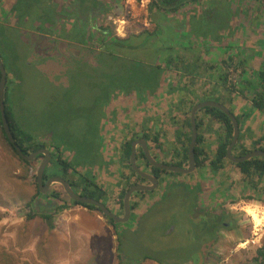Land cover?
Masks as SVG:
<instances>
[{"label":"rangeland","instance_id":"1","mask_svg":"<svg viewBox=\"0 0 264 264\" xmlns=\"http://www.w3.org/2000/svg\"><path fill=\"white\" fill-rule=\"evenodd\" d=\"M32 1L34 4L37 3L36 0ZM44 1L54 7L52 22L51 12L48 10L46 12L50 17L48 22H43L41 15H36L33 20L31 13H28L26 15L29 19L26 24L13 30L14 41H11L10 50L15 49V53L12 55L10 71L13 75L12 80H17L16 107L20 114L23 113L24 118L20 127L25 133L31 134L34 141H46V145L53 146L54 151L57 149L53 141H56L63 157L75 163V169L79 172L86 173L91 170L99 188L106 191L103 186L105 180L103 177L99 179V170L106 169L105 161L110 158L115 160L111 162L108 173L115 181H119L120 175L123 177L125 173H128V176L133 175L131 178L136 177L134 173L128 172L130 170L128 161L123 160L119 164L124 171L116 167L117 170L113 169L118 157L121 156L119 148L125 140H128L125 135L129 130L133 132L141 129V126L145 129L148 119L167 125L169 117L165 114V119H162L159 113L161 105L157 95L162 90L161 84L165 83L169 73H164L157 66H137L134 63L137 59L133 57L134 52L126 51L128 60H125L124 65L120 64L119 60L117 62L112 61L111 58L108 60V67L119 71L118 74L113 72L109 75V71L104 69L106 64L102 63L105 59L101 60V51L98 52V47H91L96 44V41H100L99 34L91 35L89 28L108 26L117 35V29L121 30L122 25L119 24L120 19H123L122 17L132 6L135 20L145 17L141 7L147 1L105 0L112 5L109 7L106 4L104 9L107 7L111 9L103 16H98V20L97 16L85 19L68 0H38L40 3ZM150 2L148 0L149 6ZM7 3H9L7 0H0V8ZM232 6L236 7L237 13L231 9ZM231 8L229 6V9L223 12V19H227L226 23H222L223 29L226 30L223 39L233 37L235 31L237 33L242 31L243 24L244 29L247 28L244 31H247L249 35L242 45L245 52L242 56L245 58L246 53H254L253 47L257 42L261 46L264 44V0H232ZM152 13L150 12L149 16H153ZM42 23L43 27H40ZM137 23L139 24V22H130V25L126 27V33L122 36L126 37L152 28L151 22L148 28H142ZM250 31L252 32L249 34ZM216 34L221 36L219 33ZM216 34H210V37L213 38ZM81 39L85 45L80 46ZM27 46L33 47L36 51L28 50ZM73 49H78L79 53L77 54ZM135 51L147 59L152 58L156 50L152 45H148ZM259 52L264 54L263 46ZM40 55L43 57V63L34 65L32 62ZM240 57L234 65L240 62L242 59ZM234 69L228 71L232 81L236 80L239 74V71ZM159 70L163 73L160 78ZM167 70L166 66L164 71ZM127 71L132 72L131 76ZM240 71L243 73L244 69ZM225 72L223 71L222 74ZM150 78L156 79L157 82L149 81ZM171 85L174 86V82ZM176 128L178 129V126ZM178 134L174 133L175 137L171 140L173 143H176ZM166 140L170 141V138ZM3 143L5 140L0 136V264L4 262L10 264H126L124 263L126 260L122 262L118 257L115 237V229L119 230L118 228L125 232L137 228V236L128 234L126 237L125 246L132 247L130 254L133 255L141 253V246L148 247L150 255L156 254L154 249L169 247L178 249L185 255H197L203 252L200 254L203 260L199 261V257L197 264L200 262L201 264H254L255 248L251 245H240L242 241L234 246L235 242L231 243V239H228L227 245L232 244L229 248L220 244L212 252H206L215 240L220 239L216 233L221 232L219 230L222 229L223 233H226V238H230L231 233L226 223L233 219L230 217L231 219L224 221L222 216L215 217L214 214L217 213L219 206L202 209L203 212L193 208V191H190V194L188 191H180L181 195L176 197L169 195L167 190L166 194L163 193L166 201L162 209L157 207L155 213L144 214L140 224L134 220L138 219L135 217L129 223H121L118 228H114L110 221L98 211H96L98 213H81L80 211L76 214L66 210L62 213L64 209L55 208L57 201L54 197H44L46 200L42 207H38L39 200H35L32 207V211L36 212L54 209L53 226L50 227L41 216L27 219L28 209L25 208V204L37 190L32 183V180L34 182L32 173L35 170L31 173L30 167L24 165L12 153L9 146ZM84 151L85 154H82ZM89 151L90 155H86ZM123 172L124 174H121ZM73 173H69L70 176H73ZM175 188L176 192L180 190L178 187ZM55 189L58 190L59 187ZM64 197H68L66 192ZM148 198L147 195L146 199ZM115 199L116 195L110 197L106 192L108 206L116 204ZM51 201L55 203L52 205ZM245 202L247 206L260 211L262 222L257 226L264 229L262 209L253 206V201ZM147 208L148 204L142 211H146ZM165 208H170L176 214L177 220L165 219L167 218L164 214ZM193 211H198L197 217L203 220L204 225L199 223L197 226L194 225ZM225 213L226 209L222 214ZM156 214H159L162 224L156 223L151 228L150 234L142 235L147 229L145 226L149 224V227L155 223L152 220ZM238 216L248 223L240 232L246 235L243 231L249 230L251 233L255 223L250 214L239 211ZM212 217L215 218L212 219ZM170 221L172 223L168 226ZM216 221L223 222L220 225ZM212 225L215 226V231ZM172 227L175 228V232L169 234ZM199 229H204L205 232L199 233ZM2 248H4L3 252ZM140 264L160 263L148 259ZM182 264L196 263L188 261Z\"/></svg>","mask_w":264,"mask_h":264},{"label":"crops","instance_id":"2","mask_svg":"<svg viewBox=\"0 0 264 264\" xmlns=\"http://www.w3.org/2000/svg\"><path fill=\"white\" fill-rule=\"evenodd\" d=\"M7 1L9 3L0 8L1 25L8 28L12 27V30L22 27L29 19L26 15L28 13H31L32 19L35 20L37 13L35 8L30 12L24 10V16L18 20L16 15L13 16L10 14V8L13 9L18 0ZM146 1V3L144 2L145 4H142L141 11L143 10L145 16L149 18L151 16H149L150 6L148 0ZM231 1L232 0L192 1L181 7V9L174 14L165 13L162 10H151V12H153V16L150 17L152 28L149 30H154L155 28L159 29L161 27L163 28L162 30L167 28V32L162 36L154 38V41L159 38L163 41V44H160L161 46H156L158 47L157 50H159V57H157L156 63L162 65L164 61H166L168 54L178 59V62H176V60L174 62L175 67L173 66V69L169 67L170 69L165 72L167 74L169 73V75L165 83L163 82V84H161L163 88L157 95L160 101L159 105H161L159 113H161L162 119H165L166 114L169 120L167 125H165L163 122L151 121L148 119L145 129L141 126V129H136L133 132L129 130L125 136L126 139L134 138V140H136L138 138H144L142 135L143 131L152 130V133L157 132L163 144L161 150L153 148V151L157 159L162 162H174L176 160V148L180 149L183 147L182 139L184 140V135L190 131L186 125V120L188 113L192 110L191 107L197 102L205 100H215L219 102L224 100L228 93H225L223 87L218 83L220 81V75L223 73L221 64H223L222 62L224 59L234 54H237L239 57L241 56L240 58L242 59L240 61L244 69L243 75H241L240 69L238 70L240 75L238 74L237 77V79L242 81L239 88L243 91L234 93V101L232 103L234 114L238 115L240 119L242 143L251 149L255 146V141L264 136V112L254 107L251 101L254 94L251 85L253 82L254 86L255 84L258 85L256 81L258 77L257 74L264 64V54L259 52L262 46L264 47V44L261 46V44L257 42L253 47L254 53H246L244 56L245 58H243L242 54L245 52H243L242 48L244 47H242V45L249 36L248 32L244 31L247 28L244 29L243 24L241 27L242 31H238V33L235 31L233 37H225L223 39V34H226V30L223 29L222 23L227 20L223 19V12L229 9V6L231 8ZM105 3L109 7L112 5L110 2ZM109 7H107V11L111 9ZM231 9L236 12L235 6H232ZM41 14L42 12H39V16ZM208 20L210 21L208 22ZM42 21L46 22L43 19ZM44 25L47 26L46 24ZM40 26L43 27V23ZM204 32L209 34L219 33L221 36L216 34L215 37L211 38L210 35L204 36ZM251 32L252 31H250L249 34ZM254 33L257 34V32ZM11 41H14L13 36H10L9 40L0 38V45H3L4 50L0 52V55H5V61H8L15 53V49L10 50V46L12 45ZM27 47L28 50L36 51L33 47ZM145 62L147 63V61ZM167 62H169L168 59ZM32 63H34V65L43 63L42 55H40L38 59L36 58ZM178 63L187 68L189 67V71L185 73L184 71L176 69ZM172 82H174V86L171 85ZM200 118L203 121L200 133L204 137V144L205 148L208 150L209 161L189 174L171 172L160 173L159 186L154 191H145L144 193L133 195L132 203H135V207L132 210L131 217L135 216L138 218L150 212V208L155 204H159L160 199L163 197V193H166L167 190L170 193L169 195H175L176 197L181 195L180 191H188V194L191 193L190 191H193V208L195 207L196 210L199 209L201 211L202 209L206 210L219 206L216 210L217 213L214 214L215 217L219 215L222 216L223 219H229L230 217L233 219V224L231 223L229 227L227 226L231 233L230 238H226V233H223L222 229L219 230L221 232H217V234L220 239L215 240L216 243L214 242L206 251L212 252V250L220 244L228 248L230 245L232 246V244L227 245L228 239H231V243L235 242L234 246H236L239 241L243 243L252 237V231L251 233L249 230L243 231L246 235L240 232L242 231V227L246 228L248 223L243 220V218H239L238 212L242 211L247 213L244 210V207L247 206L245 201L250 200L253 201V206L261 208L264 213V177L259 180L254 177L250 179L239 167L229 160L224 161L222 168L213 171L210 166V160L215 156L217 147L224 137V126L221 122L212 119L208 114L201 113ZM177 126L179 130L176 128ZM127 127L128 125L126 124V128ZM176 132L183 137L180 141L177 137L176 143H173L171 140L174 139V133L176 134ZM166 138H170V141H167ZM261 145H264V139ZM47 147L51 148L52 152H54L51 146L47 145ZM141 148L142 147L138 145L137 152H139ZM119 151H121V147ZM113 160L115 159L110 158L105 161L106 169L100 168L99 179L103 177L105 180L103 186L106 192H108V195L110 197L111 195H116V199L119 200V198L121 199L123 197L125 190H127L131 184L143 182L144 180H141L136 173L134 174L136 177L131 178L133 175L128 176V173L124 174L123 172L121 174H124V176L122 177V175H120L119 181H115L108 173V169L111 168L110 166ZM139 160L142 161L141 163L137 161L142 169L149 173H153L152 168H147V162L143 158H139ZM121 161V157H118L113 168L114 170H117L116 168L120 170L121 166L119 164H121ZM129 169L128 172L133 174L130 166ZM121 170L124 171L122 168ZM131 179L134 181L131 182ZM175 187H178L180 190L176 192ZM147 195L150 200L146 199ZM146 204H148V208L146 211H142ZM112 206H114L113 209L117 212L121 214L124 213L122 204L121 206L112 204ZM224 209H226V213L222 214ZM66 210L76 212V214L80 211H82L81 213L99 212L79 204L67 207L64 209L63 213H65ZM197 212L193 214L195 215L193 218L196 224L202 222V219L197 217ZM134 220L137 222V219ZM129 222H131V220ZM114 227L116 228V226ZM198 231L202 233L203 230L200 229ZM173 232H175V228H172L168 233L172 234ZM263 237L264 232L262 235L260 234V239L263 240ZM251 247L255 248V250L257 248L253 245H251ZM202 253L203 252L197 254L198 258Z\"/></svg>","mask_w":264,"mask_h":264},{"label":"trees","instance_id":"3","mask_svg":"<svg viewBox=\"0 0 264 264\" xmlns=\"http://www.w3.org/2000/svg\"><path fill=\"white\" fill-rule=\"evenodd\" d=\"M69 3L72 4V6L75 7L76 11L78 10L79 14L85 17V19H90V18H94V17H98V16H103L104 13L107 12V9H104L106 6V3L104 0H68ZM137 1H142V0H137ZM150 12L152 9H156V10H162L164 12L167 13H171V12H177L179 9H181V7L187 5V3H190L192 1L196 2L197 0H150ZM36 4H34V1L32 0H18L15 3V6L13 9L10 8V14L11 15H16L17 19L19 20V18H21L22 16H24L25 11H32L36 10V15H39V12H42L41 14V19H43L44 21L48 22L50 17L49 15L46 13L47 10L49 12H51V22H52V14H54V7L52 4L48 5L47 1H44L42 3L38 2V0H36ZM25 10V11H24ZM39 11V12H38ZM213 19V18H212ZM86 20V21H87ZM85 21V23H86ZM214 22V20H213ZM41 27V26H40ZM12 27L8 28L5 27L4 25L0 24V38H2L3 40H9L10 36H13V30L11 29ZM163 28H155L154 30H149L146 29L143 32H138V33H133L127 37H123V36H119L118 34H114L111 30V27H104V26H99L97 28H89V30L92 32L91 35L96 36V34H99V39L100 41H94L96 44L92 45L91 47H98V52L101 51V60H104L102 63L105 66V70L109 71V75L112 74L113 72L115 74H118L119 71L116 69L114 70L113 68L110 69L108 67L109 65V59L111 58L112 61L117 62L118 60L120 61V64L124 65L125 60H128V58H126V51H133V57L137 58L135 59V62L137 64V66L139 65H152V66H157L160 68V70H162L164 73L166 71H164V68L167 69H173V66L175 67V60L176 62H178L177 57L174 58V56L168 54V56L166 57V61H164V63L162 65L157 64L156 60L157 57H159V50H157L158 47L156 46H161L160 44H163V41L161 40V38H159L158 40L154 38L155 37H160L162 36L165 32H167V28L162 30ZM211 34V33H210ZM207 32H204V36H208L210 35ZM110 37V38H109ZM80 46L85 45V43L82 42V39L80 40ZM148 45H152V47L156 50L155 51V55L152 56V58H143L140 56V54L136 53L135 50L138 49H142V47H147ZM89 46V45H88ZM4 51L3 50V45H0V52ZM2 55V54H1ZM5 56V55H4ZM2 55L4 64L6 66L7 69V79L8 82L6 84V113H7V117L8 120L10 121V125H11V129L12 132L14 134V137L16 139V142L21 146V148L23 149L25 154H29L31 152H34L40 148H45L47 147L46 145V141H39L36 142L34 141L35 139H33V136L31 134H27L24 132V130L20 127L22 125V122L24 120L22 114H20L17 110L16 107V84H17V80H12V72L10 71V65H12V56H8L10 57L9 60L5 61V58ZM239 56L237 54H234L232 56H229L227 59L223 60V71H226L224 74L220 75V81L218 82L219 85H221L223 87V89L225 90V93H228L226 95V97L224 98V100L221 102L223 104H225L226 106H228L230 108V110L234 112V109L232 107V103L234 101V93L237 92H242L243 90H241L239 88V85L242 83V81L240 79H236L234 81H232L229 78L228 75V71L229 70H239V69H243L242 68V63L241 61L237 64L234 65L237 60L236 58H238ZM167 59L169 62H167ZM147 61V63L145 61ZM153 60H155V62H153ZM176 69H178L179 71H184L185 73H187L189 71V67L187 68L184 65H176ZM170 67V68H169ZM234 67V68H233ZM159 70L158 72V77L160 78L161 75L163 73H161ZM129 73V75L131 76L130 73H132L131 71H127ZM192 72V71H191ZM240 75V74H239ZM241 75H243L241 73ZM257 84H255V86L251 85V87H253L254 90V94L252 96V103L254 105V107H256L258 110L264 112V64L261 66L260 70L258 71L257 74ZM157 77V79H159ZM241 77V76H240ZM239 77V78H240ZM0 78H1V72H0ZM149 78V77H148ZM149 81H153V82H157L156 79H149ZM134 81H132L133 83ZM108 84V83H107ZM208 99V98H207ZM11 101H12V105H11ZM199 103V102H197ZM196 103V104H197ZM196 104H194L192 107H194ZM191 107V109H192ZM191 111L188 113V117L186 120V125L189 128V133H187L186 135H184V140L182 139V135H178V139L179 141L182 139L183 142V147L180 148L179 150L176 149V160L174 161L175 164H178L180 166H188V150H189V143L191 140V136H192V129H191V119H190V115H191ZM27 113V112H24ZM201 113H205L210 115V117L212 119H215L216 121H219L223 124L224 126V137L222 138L220 144L217 147V151L215 156L210 160V166L212 168L213 171H217L220 168L223 167V163L226 160H229L227 158V148L232 140L233 137V125L231 122V119L228 117L227 114H225L223 111H221L220 109L216 108V107H205L202 108L198 111L197 113V127H198V139H197V144L195 147V158H196V164L197 167H201L203 165H205L208 161V150L205 148V144H204V137L203 135L200 133L201 130V126L203 124L202 119L200 118V114ZM236 115V114H235ZM239 122V116L236 115ZM44 133V132H43ZM142 135L144 136V138L148 141V144L150 146V149L152 151V154H154L155 152L153 151V148H157L160 149L162 148V142L159 138V135L157 133H153L152 134V130H147V131H143ZM0 136L5 140V143L9 146L10 150L12 151V153L21 160V162L26 165L27 167H30L31 173L34 171V173H32L33 177H34V182L32 180V183L35 185V187L37 188L35 194L28 200V202L25 204V208L28 209V215H27V219H32L36 216H41L46 222L47 224L51 227L54 225L53 222V216L55 212H50L46 211H32V207L34 204V201L39 199V197H41V192L38 188V183H37V170L38 167L40 165L41 160L43 159V155H39L37 158H35L33 161H28L25 160L23 158H21L19 156V154L16 151L15 146L9 141L6 132L4 130L3 127V123H2V119H1V112H0ZM264 139V136L261 137L260 139H257L255 141V146L253 148H249L247 146H245L242 143V136H241V129H240V137L237 141L236 146L234 147V154L237 156H241V155H245L247 152H249L252 149H264V145H261L262 140ZM134 141L133 139H128L127 141H125L121 147V159L122 161H128L129 162V166L131 167L133 173L135 174L136 172L134 171V169L131 166V162H130V156H131V152H132V142ZM54 146H56V151H54L53 149V154H52V160L50 162V168H48L46 170V174H45V178L47 179L50 176H55L56 174H60L62 176H64V178L68 179L69 182L72 184V186L74 187V189L78 192H80L81 194H85V195H89L92 196L98 200L103 201L105 204L106 203V191H104L102 188H99L98 184L95 182V176L94 173L90 170V171H86V173L84 172H79L76 168L75 163L69 161L68 159H65L63 157L62 151L60 150L59 144L57 145V142L53 141ZM187 143V144H186ZM53 148V146H51ZM82 154H85V151L82 152ZM86 155H90V151L86 153ZM156 157V155H155ZM139 158H143L146 162L148 167L152 168L153 173L158 175L160 173L163 172H171V171H167V170H162L159 169L157 167L152 166L146 156L145 153L143 151V149L141 148L140 151L137 154V160H139ZM157 158V157H156ZM230 161V160H229ZM232 162V161H230ZM234 163V162H232ZM74 164V165H73ZM237 167H239L241 169V171L250 179H252L253 177L257 180L262 179L264 177V158H252L240 163H234ZM53 166V167H52ZM51 167L53 168V171L51 170ZM77 173V174H72L73 176H70L69 173ZM171 173H177V172H171ZM137 174V173H136ZM180 174V173H178ZM75 176V177H74ZM141 180H143L141 178ZM58 187H60L61 190H63V187L58 185ZM264 191V190H263ZM137 193H144V192H137ZM166 194V193H165ZM52 197L55 198H62L61 196V192L56 191L54 192L52 195ZM164 196V195H163ZM44 197H48V196H44ZM166 201L165 197L162 199H160V202L158 205H153L150 208V212H148L147 214L150 213H155V208H159L162 209L164 202ZM72 202L74 203H78V204H82L79 202H76L74 200H72ZM163 203V204H161ZM84 207L90 208V209H94V210H98L101 212V210L95 206V205H90V204H82ZM38 207H42L43 205L40 204V201H38L37 203ZM57 206V205H56ZM67 205L66 203L60 204L57 206V209L60 208H65ZM165 206V205H164ZM132 207H135V203H132ZM42 210V209H41ZM203 212V210H201ZM102 213V212H101ZM207 213V212H206ZM103 214V213H102ZM146 214V215H147ZM164 214L167 218L165 219H172V220H177V216L175 213H173L172 210H170V208H165L164 209ZM193 214H195V211H193L192 213V217ZM104 215V214H103ZM157 215V216H156ZM153 217V220L155 223L151 224L149 227L148 225L145 226V228H147L144 233L142 235H148L151 233V228L153 226L156 225V223H161L162 219L159 217V214H156ZM113 226H116V228L118 227V225H120V223L116 222L113 218H110L106 215H104ZM145 216V215H141L140 218L138 217L137 222L139 223L141 218ZM131 217L130 220H132ZM214 217H212L213 219ZM206 219V218H205ZM129 220V221H130ZM157 220V221H156ZM224 221H226V219H223ZM129 221L127 223H129ZM194 225L197 226L195 219H192ZM230 222H227L226 225L229 227L231 224V220H229ZM218 222V221H216ZM223 221L218 222L220 225L222 224ZM172 222L170 221V223L168 224V226H170ZM140 224V223H139ZM200 225H204L205 223L203 222H199ZM167 228V227H166ZM174 228V227H172ZM213 230L215 231V226L212 225ZM211 229V228H210ZM200 230V229H199ZM202 233L205 232L204 229H202ZM212 230V229H211ZM137 228L131 230L130 232H125L123 230H117L115 231L116 234V238H117V248H118V252H119V258L122 262H125L126 264H140L142 263L144 260H148V259H153L155 261H157L160 264H182V263H187L188 261H192V263H196L197 264V260L199 259L197 255L194 254H190V255H185L182 254L181 252L178 251V249H170L169 247H165V248H161V249H154V251H156V254H151L149 253L150 249L146 246H141L140 250L141 253L139 255H133L130 254L132 247L130 248V245L126 248L125 244H126V237L128 234H134L135 236H137L136 234ZM217 233V232H216ZM208 240V239H207ZM206 240V241H207ZM124 246V247H123ZM1 251H4V248L1 249ZM158 251V252H157ZM256 254L253 257V263L254 264H264V237L262 240V245L258 248H256L255 250ZM197 258V259H196ZM196 259V260H195ZM194 260L196 262H194ZM4 264H10L9 262H4Z\"/></svg>","mask_w":264,"mask_h":264},{"label":"water","instance_id":"4","mask_svg":"<svg viewBox=\"0 0 264 264\" xmlns=\"http://www.w3.org/2000/svg\"><path fill=\"white\" fill-rule=\"evenodd\" d=\"M76 53H79L78 49H73ZM0 112H1V119L3 123L4 130L9 141L15 146L17 153L19 156L25 160L33 161L39 155L43 154L44 158L41 161L38 170H37V180H38V187L42 194H49L53 191V187L55 184H61L67 193L68 197L74 201H77L82 204H90L97 206L101 212L113 218L118 223H126L130 220L132 215V197L136 192H145V191H154L159 186V176L154 175L153 173H149L146 170L142 169L137 160V147L140 145L145 153V156L148 162L159 169L167 170L171 172H177L180 174H189L193 172L196 167V158H195V147L197 144L198 139V127H197V113L200 109L205 107H216L223 111L228 117L231 119L233 125V137L232 140L227 148V158L234 162L240 163L252 158H264V149H252L247 152L245 155L237 156L234 154V147L237 144V141L240 137V122L237 116L230 110L228 106L225 104L215 101V100H205L202 102L197 103L191 111L190 119H191V129H192V136L189 143V150H188V166H180L175 163H166L158 160L150 149L148 141L145 138H138L132 142V152L130 156L131 166L134 171L144 180V182L133 183L129 186L126 190L123 198V216H119L115 213L107 204L103 201L98 200L92 196L81 194L77 192L72 184L63 176L55 175L50 177L46 182H44V175L47 167L49 166L52 160V151L49 148H40L34 152L29 154H25L21 146L16 142L14 134L11 129L10 121L8 120L7 113H6V84H7V69L4 64L3 58L0 55ZM200 257V256H199ZM203 257H200L199 261H202ZM201 264V262L199 263Z\"/></svg>","mask_w":264,"mask_h":264},{"label":"built area","instance_id":"5","mask_svg":"<svg viewBox=\"0 0 264 264\" xmlns=\"http://www.w3.org/2000/svg\"><path fill=\"white\" fill-rule=\"evenodd\" d=\"M133 11H134V7L132 6V8L129 9V11L127 12V14L125 16H123V19H120L119 24L121 23V30L117 29V34L119 36L124 35V33H126V27L128 25H130V22L136 23L139 22L138 26H141L142 28H148L150 25V22L148 20V18L145 17H140L138 19L135 20L134 15H133ZM263 228L262 227H256V225L253 227L252 229V237H250L249 240L241 243L240 245H253L256 247H260L262 245V240L260 239V234L262 235L263 233Z\"/></svg>","mask_w":264,"mask_h":264},{"label":"clouds","instance_id":"6","mask_svg":"<svg viewBox=\"0 0 264 264\" xmlns=\"http://www.w3.org/2000/svg\"><path fill=\"white\" fill-rule=\"evenodd\" d=\"M46 148V147H45ZM48 148V147H47ZM51 150V149H50ZM52 151V150H51ZM52 154H53V152H52ZM41 155H43V154H41ZM53 158V157H52ZM66 159V158H65ZM43 160V159H42ZM41 160V161H42ZM41 163V162H40ZM53 167V166H52ZM51 167V170L53 171V168ZM48 168H50V164H49V166L47 167V169ZM46 169V170H47ZM45 174H46V171H45ZM36 175H37V173H36ZM56 175H60V174H56ZM62 176V175H61ZM138 177H140L139 175H137ZM50 177H52V176H50ZM50 177H48L47 179L45 178V175H44V182H46ZM64 177V176H63ZM140 179H141V177H140ZM68 180V179H67ZM69 181V180H68ZM136 183H138V182H136ZM58 185H60V186H62L61 184H55L54 185V187H53V191L51 192V193H49V194H42L41 195V197H39V199H37V201L39 200L40 201V204L41 205H44V200H46L45 198H44V196H48L49 198L50 197H52L51 195L54 193V192H56V191H59V192H61V196H62V198H55L54 197V199L57 201V203H55V202H52L51 201V204L53 205L54 203H55V208H57V206L58 205H60V204H63V203H66V207L65 208H60V210H62V209H66L67 207H70L71 205H74V204H78V203H74V202H72V199L70 200L68 197H64V193H65V190H64V188H63V190H61L60 189V187H59V189L57 190V189H55L56 187H58ZM63 187V186H62ZM39 188V187H38ZM78 192V191H77ZM125 192H126V190H125ZM125 192H124V194H125ZM124 194H123V197H122V201H121V199L119 198V200H117V199H115V201L117 202L116 203V205L118 204L119 206H121V204H122V207H123V198H124ZM135 194H137V192L135 193ZM60 201H62V202H60ZM121 201V202H120ZM77 202V201H76ZM57 205V206H56ZM79 205H82V204H79ZM83 206V205H82ZM111 209H112V206H109ZM113 210V209H112ZM132 210H133V207H132ZM98 211V210H97ZM123 211V210H122ZM50 212H55V210L53 209V210H50ZM100 212V211H99ZM124 212V211H123ZM63 213V212H62ZM115 213H117L119 216H123V214H121V213H119V212H115ZM54 215H55V213H54ZM132 216V215H131ZM54 217V216H53ZM67 219V218H66ZM65 219V220H66ZM64 220V221H65ZM63 221V222H64ZM127 223V222H126ZM121 224V223H120ZM114 227V226H113ZM115 228V227H114ZM116 230V229H115ZM115 237H116V234H115Z\"/></svg>","mask_w":264,"mask_h":264},{"label":"bare ground","instance_id":"7","mask_svg":"<svg viewBox=\"0 0 264 264\" xmlns=\"http://www.w3.org/2000/svg\"><path fill=\"white\" fill-rule=\"evenodd\" d=\"M37 183H38V180H37ZM245 210L247 211V213L250 214V216L252 217L256 227H259L257 225H260L261 222H262V216L260 214V211L251 207V206H246L245 207ZM263 228V227H262Z\"/></svg>","mask_w":264,"mask_h":264},{"label":"flooded vegetation","instance_id":"8","mask_svg":"<svg viewBox=\"0 0 264 264\" xmlns=\"http://www.w3.org/2000/svg\"><path fill=\"white\" fill-rule=\"evenodd\" d=\"M99 19V17H97V20ZM94 29V28H93ZM75 48V47H74ZM75 52V51H74ZM78 54V53H77ZM125 141H127V140H125ZM43 158H44V155H43ZM172 163H174V162H172ZM144 182V181H143ZM144 183H146V182H144ZM147 184V183H146ZM114 208V206H112V209ZM113 211L114 212H116V210L115 209H113ZM119 230H120V228H118ZM116 231V230H115Z\"/></svg>","mask_w":264,"mask_h":264}]
</instances>
